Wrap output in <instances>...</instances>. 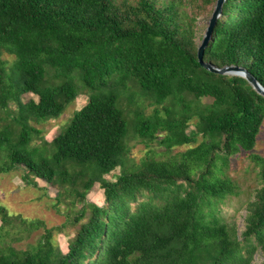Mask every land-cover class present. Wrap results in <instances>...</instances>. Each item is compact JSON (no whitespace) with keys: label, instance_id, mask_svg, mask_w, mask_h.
Wrapping results in <instances>:
<instances>
[{"label":"trees","instance_id":"1","mask_svg":"<svg viewBox=\"0 0 264 264\" xmlns=\"http://www.w3.org/2000/svg\"><path fill=\"white\" fill-rule=\"evenodd\" d=\"M216 2L0 0V113L11 122L0 126V175L23 170L28 185H58L82 204L66 253L47 230L30 250L0 249V264H253L258 255L264 264V157L251 156L259 187L243 230L223 217L240 195L231 158L256 148L264 97L244 78L200 65L198 23ZM4 53L16 57L13 77ZM205 61L246 68L264 87V0L227 1ZM136 90L155 111L148 117L139 106L134 129L147 147L166 150L127 172L130 126L119 105ZM29 94L38 100L24 103ZM82 95L86 106L45 140L37 126ZM96 184L103 206L87 199ZM0 216L7 221L6 209Z\"/></svg>","mask_w":264,"mask_h":264},{"label":"rangeland","instance_id":"2","mask_svg":"<svg viewBox=\"0 0 264 264\" xmlns=\"http://www.w3.org/2000/svg\"><path fill=\"white\" fill-rule=\"evenodd\" d=\"M210 14L199 20L198 26L204 37ZM202 40L199 41L201 44ZM1 60L6 62L5 69L8 76L16 75V57L4 53ZM136 95L123 92L120 107L125 111L129 121L130 132L127 143L131 150L129 159L126 163L127 172L138 171V166L142 160L147 157L150 151L162 153L166 149L157 142L147 147L138 137L134 129L135 112L139 106L144 110L146 116L150 117L154 114L155 107L150 105V101L143 98L140 91L136 90ZM38 98L34 95H24L22 100L24 103L29 100ZM203 104H212L213 99L207 98L202 100ZM88 103L86 95L80 96L75 102L70 104L65 113L56 120H51L43 125L37 126L42 131L43 138L48 142H52L72 120L75 114L80 111ZM136 104L133 106V104ZM9 112H16L14 103H10ZM0 113V126H4L11 122H6ZM196 127L190 126L188 133L195 132ZM203 141V136L198 138V143L193 146H184L175 149V153L184 152L189 148L196 147ZM41 139L37 140L40 143ZM252 155L264 157V124L258 137L257 146L252 152H240L231 158L228 175L238 184L240 195L230 198L224 208L223 217L225 222L232 225L237 223L241 230L244 228V218L247 214V206L253 201L255 191L259 187L258 169L251 159ZM137 164V166H135ZM122 172V168H118L107 179L113 181L114 177ZM24 171L17 170L10 174L0 175V207L6 209L8 219L3 221L0 216V249L6 250L8 247L16 251H27L32 247H37L43 239L47 230H51L54 246L60 247L63 252L68 251V241L76 234V228L73 226L72 220L82 209V204H73L74 198L69 195H60L63 189L58 185L48 184L42 180L34 178L37 187L28 185L24 181ZM89 202L103 206L105 203L104 191L100 184H96L88 194ZM262 257L256 256L253 264H262Z\"/></svg>","mask_w":264,"mask_h":264},{"label":"water","instance_id":"3","mask_svg":"<svg viewBox=\"0 0 264 264\" xmlns=\"http://www.w3.org/2000/svg\"><path fill=\"white\" fill-rule=\"evenodd\" d=\"M228 0H217L213 14L209 20L206 33L202 39V42L198 49V59L200 65L211 73L223 75V76H235L244 78L249 82V84L264 97V87L259 83V81L251 75V73L241 66H227L224 68H218L209 62L205 61L206 50L212 40L215 29L218 25L219 20L222 18L224 13V6Z\"/></svg>","mask_w":264,"mask_h":264}]
</instances>
